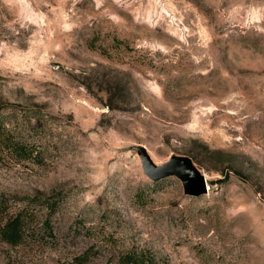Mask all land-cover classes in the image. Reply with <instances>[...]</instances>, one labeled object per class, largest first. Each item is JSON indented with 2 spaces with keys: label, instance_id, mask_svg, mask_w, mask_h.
<instances>
[{
  "label": "rangeland",
  "instance_id": "obj_1",
  "mask_svg": "<svg viewBox=\"0 0 264 264\" xmlns=\"http://www.w3.org/2000/svg\"><path fill=\"white\" fill-rule=\"evenodd\" d=\"M0 264H264V0H0Z\"/></svg>",
  "mask_w": 264,
  "mask_h": 264
},
{
  "label": "water",
  "instance_id": "obj_2",
  "mask_svg": "<svg viewBox=\"0 0 264 264\" xmlns=\"http://www.w3.org/2000/svg\"><path fill=\"white\" fill-rule=\"evenodd\" d=\"M138 152L142 171L150 180L175 176L180 180L185 194L199 196L207 193V180L190 156L174 154L162 164H155L143 146L138 148Z\"/></svg>",
  "mask_w": 264,
  "mask_h": 264
},
{
  "label": "trees",
  "instance_id": "obj_3",
  "mask_svg": "<svg viewBox=\"0 0 264 264\" xmlns=\"http://www.w3.org/2000/svg\"><path fill=\"white\" fill-rule=\"evenodd\" d=\"M9 226H10V225H9ZM13 235H17V232H14V231H13Z\"/></svg>",
  "mask_w": 264,
  "mask_h": 264
},
{
  "label": "bare ground",
  "instance_id": "obj_4",
  "mask_svg": "<svg viewBox=\"0 0 264 264\" xmlns=\"http://www.w3.org/2000/svg\"><path fill=\"white\" fill-rule=\"evenodd\" d=\"M207 189H208V187H207Z\"/></svg>",
  "mask_w": 264,
  "mask_h": 264
}]
</instances>
